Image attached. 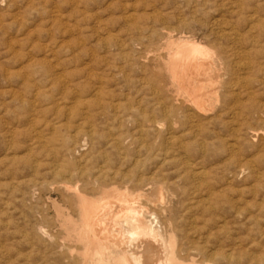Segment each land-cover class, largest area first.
Masks as SVG:
<instances>
[{
  "label": "rangeland",
  "instance_id": "obj_1",
  "mask_svg": "<svg viewBox=\"0 0 264 264\" xmlns=\"http://www.w3.org/2000/svg\"><path fill=\"white\" fill-rule=\"evenodd\" d=\"M181 1L0 0V173H2V176L0 174V264H55V260L58 257L56 241L61 239L60 237L54 239V234L56 235L57 232L59 234L62 230H60L58 226L56 227L57 223L54 217L56 214L53 201L54 199H61V196L54 190L55 181L57 179H55V177L53 178L51 175H47L45 177L46 181L48 184L53 185L51 187L47 185L48 189L44 186V188H42L43 190H38L34 197L27 199L28 201L25 200L22 202L20 199L22 195L20 191L21 186H18L16 183L18 180L14 179L15 182L12 177L21 172L22 175H24L26 171V160L38 161L40 164V172L44 175L47 169L53 164L54 167L60 164L64 167L63 169L68 170V172L75 168L82 167L86 169L89 174L98 173L99 170L103 168L109 179L115 177V181L119 180L117 181L118 184L121 183V179H119L121 177L119 175L116 176L114 171L117 169H129L135 163H138V165L140 164V169L143 166L141 170L145 173L150 174L151 171L155 173L161 172L165 176L168 175L167 177L173 178L187 177L192 172L203 171L205 177H208L206 179L210 181L213 187L217 189L225 188V191L229 194L228 196H230L229 199H231V202L229 201V206L227 207V209L229 208V215L232 214L229 216V219L231 218L230 220L233 221H230L229 224V231L231 232L230 247H235V254L241 257L242 264H264V136L256 137L252 135V131L256 130L257 132L264 133V75L258 68L264 66V0H234L233 2L235 4L231 0ZM245 6H247V9H244L246 8ZM245 11L247 13H245ZM261 11L262 13H260ZM135 12H137V15ZM153 15H155V17L159 15L160 17L167 16L172 24L182 20L186 21L191 24V26H196V33L199 36H202L205 31V33L210 34L211 40H214L215 37L217 38L218 31L220 30L218 26L219 23H222V26L228 27L229 29L233 28V31L240 39L239 41L231 42L225 38H218V41L229 49H233L234 47V50L238 48L239 50L245 51L248 60L252 64V69L248 72L235 71L232 65L230 66L231 72L225 77V81L234 83L236 79L246 77L244 79H246L247 83L249 81V83L246 88H244L245 90H242V92L237 88L233 90L234 92L231 90H221L220 102L218 103L216 101L217 103L215 102L216 105H214L215 113L213 114L212 122H210V119L201 117L198 118V120L196 119L197 124H200L198 127L199 130L182 138V142L186 144L185 147L182 148H180L179 142L169 139L168 133H165V130L168 128L169 122L167 121H169V119H165L161 113L155 116L159 121L163 123L166 122V126L163 127L164 131L161 133L149 129H145L148 131H139L132 123H126V121L123 123L121 122L125 119L116 120L113 119L110 114H103L98 104L100 100L111 101V99H117L124 104L130 103L134 106L141 105L139 107L146 111L164 108V105L161 104L159 100L162 93L160 90L158 91L157 79L153 72V68H155L156 64L151 60L154 58L153 53L149 50V34L147 31L140 33L132 28L133 25L143 27L151 25L152 19L154 18ZM130 16L131 18L128 19ZM138 18L139 21H137ZM130 19L134 20L131 21ZM227 19L230 20L227 21ZM260 19L262 22H260ZM252 21H255V24L257 23L255 29L250 26ZM247 23L248 25H246ZM121 28L123 30H121ZM241 33L242 35H240ZM140 36H143V48L140 47L141 45H137L136 41L133 42L136 37ZM123 42H132L136 44L135 48L133 46L134 44L128 47L129 49H127V52H130L128 60L122 58L120 54L118 55L117 44ZM252 43H254L255 46H253ZM146 45H149L147 46L149 48H146ZM166 51V49L161 50L163 54H165ZM102 54L104 55L102 56ZM131 61L134 62V64H131ZM255 61L257 62L255 63ZM87 65L90 66L89 71L91 72L88 71ZM43 66L45 67L43 68ZM121 69H123V71L125 70L128 74L132 73L128 76L129 82L125 81L124 74L120 72ZM249 74L251 78L254 79L253 81H251L252 79ZM259 74L262 75L259 76ZM241 75L242 77H240ZM111 77L113 79H111ZM101 80H103V86H105V94L102 96L95 95L93 93L94 87H96L98 85L97 82ZM30 90L33 92H29ZM249 90L251 93H247V91L250 92ZM222 92L225 93V96ZM244 93H246V95H242ZM77 94L81 98L77 96ZM17 97L21 99H34L33 97H35L37 99L35 110L22 107L20 99H16ZM82 97L85 99H82ZM97 97L98 101L95 99ZM236 97L238 99H236ZM251 97L255 99H251ZM15 100L19 104L16 103ZM243 101H245V103ZM237 102L239 105L236 104ZM249 102H252V104L249 105ZM242 105L246 106L243 107ZM233 108L237 111L236 115L231 114ZM242 113H244V115ZM89 114H91V116ZM255 114H257L258 117ZM33 117L35 122L32 119ZM78 117L80 119H78ZM90 125H92V127ZM123 125H125V127ZM95 127L97 129H95ZM132 127L134 129L131 131ZM186 127H188V125ZM8 130L10 133H8ZM104 131H106V133ZM34 132H36V134H34ZM201 132L204 133L202 134ZM248 132L250 135H247ZM21 134L23 135L21 136ZM132 134L135 135L131 136ZM97 135H99V137ZM35 136L37 138H35ZM44 137L45 140H43ZM34 138L36 141L35 144H33ZM115 138L119 139L120 144H117L119 147H117V145H112ZM69 139L70 141H68ZM242 140L243 142H241ZM233 141H236L237 147H235L236 152L231 156L228 145L229 143H233ZM70 142L73 144L71 145ZM96 142H98L97 145L101 148L96 146ZM135 142H137V144ZM202 142H206L204 144L206 147H201ZM77 145L79 146L77 147ZM10 146L14 147V150ZM15 146L17 148H15ZM28 148H32L33 152L31 151L32 153H29L27 150ZM166 149L168 151H166ZM141 150H143V153ZM101 151L102 153L100 154ZM117 152L119 154H117ZM26 153L29 154V157H27L28 155ZM104 153L107 156L104 155ZM132 154H134V156ZM148 154H150L151 159L148 157ZM13 155L17 157L14 156L13 158ZM23 158H25L24 161ZM99 158L102 159V161H100ZM119 158L121 159L120 163ZM124 158L127 159L125 160ZM71 160L73 161L72 163ZM107 160L110 161L107 162ZM113 160H115L114 163L116 164L112 162ZM129 160H132L133 163ZM128 161L130 163H128ZM166 165L170 167H166ZM144 166L148 167L145 168ZM67 179H69L68 175ZM211 180H213V182ZM222 180L225 183H223ZM216 181L219 182L217 183ZM228 182H230V184ZM181 184H183V182H181ZM14 185L18 189L20 188L18 192L16 191V187H13ZM62 191L64 193H62L64 198L69 199L70 194L64 190ZM15 201L17 203H15ZM61 203L63 204V201H61ZM217 214L219 218L223 215V211H218ZM43 221H45V223ZM38 224L39 226L42 225L44 229L46 228V230L51 233L50 240H47L48 237H43L42 239L38 234V228H40L37 227ZM212 230L213 233H215L216 241L221 243L223 234L220 233V229L215 227ZM207 234L208 233L204 235L206 236ZM195 240L201 241L200 233L195 235Z\"/></svg>",
  "mask_w": 264,
  "mask_h": 264
},
{
  "label": "bare ground",
  "instance_id": "obj_2",
  "mask_svg": "<svg viewBox=\"0 0 264 264\" xmlns=\"http://www.w3.org/2000/svg\"><path fill=\"white\" fill-rule=\"evenodd\" d=\"M231 1L233 2L234 0H231ZM246 3H247V1H246ZM178 7H180V6H178ZM245 7L246 8H244V9H247V6H245ZM260 7H262V6H260ZM135 8H136V6H135ZM176 9H177V7H176ZM240 9H243V8H240ZM155 10H156V7H155ZM126 12H128V11H126ZM144 12H142V13H144ZM158 12L160 13L159 10H158ZM230 12H231V10H230ZM135 13L137 15V12H135ZM232 13H231V15H232ZM239 13H237V14H239ZM245 13H247V12L245 11ZM260 13H262V11ZM138 15H139V13H138ZM150 15H152V14H150ZM183 15H185V14H183ZM153 16H154V18L152 19L151 25H149L147 27L138 26V25L134 26L133 25L132 28H134L135 31H138L140 33L147 31L149 34L148 37L150 38V46L146 45V48L150 47L149 50H150V52L153 53L154 59H151V58L150 59L153 60V62L156 64L155 68H153V70H154L153 72H154L155 77L157 79L158 91L160 90L162 93V95H160V93H159L160 98L159 97H157V98H159L160 103L164 105L163 106L164 108L154 109L153 111H146L145 109H142L141 107H139L141 105L134 106V105H131L130 103L124 104V103H121L117 99H111V101H106V100L101 101L99 99L100 102H98V104L100 105L99 107L101 108L103 114H108V115L110 114V116L116 120L125 119V120H122L121 122L123 123L124 121H126V123H128V122L132 123L133 126L136 129H138L139 131L140 130L144 131L145 129L158 131V133H161L162 131H164L163 127L166 126L165 125L166 122L163 123L162 121H159L157 119V117L155 116L156 114L161 113L165 119H169V121H167V122H169L168 128L165 130L166 131L165 133H168L169 139H173V140H176L177 142H179L180 148H182V147H185V145H186V144H184V142H182V138H184V136H186V135H190L192 132H194L196 130H199L198 127L200 124H197L196 119L198 120V118L201 117L204 119H210V122H212L213 114L215 113L214 112L215 111L214 105H216L215 104L216 101L218 103L220 102L219 100H220L221 90L222 91L223 90L224 91L225 90L233 91L236 88L240 89V92H242V90H245L244 88H246L249 81L247 83L246 79H244L246 77H244V78L242 77V75L244 73L240 76L242 78L236 79V81L234 83H230V82L225 81V77L228 76V74L231 72L230 66L232 65V67L235 71L248 72L249 70L252 69V64L248 60V57L246 56L245 51H243L241 49L239 50L238 48L236 50H234V47H233V49H229L228 47H226L225 45H223L222 43H220L218 41L219 40L218 38H225L226 40L231 41V42L232 41L233 42L239 41L240 39L238 38L237 34L233 31V28L229 29L228 27L222 26L223 25L222 23H219L218 26H219L220 30L218 31L217 38L215 37L214 40H211L210 34L205 33L206 32L205 30H204L205 31L204 34L202 36H199L196 33V28H195L196 26H194V25L191 26V24L187 23L186 21L182 20V21H179L177 23L174 22L172 24L170 22V19L167 18V16H164V17H160V15L156 16V17H155V15H153ZM247 16H249V15H247ZM129 18H131V16L128 17V19ZM220 18H221V16H220ZM126 19H127V16H126ZM133 20H131V21H133ZM229 20L227 19V21H229ZM137 21H139V18ZM219 21H220V19H219ZM200 22H201V20H200ZM260 22H262L261 19H260ZM126 23H127V21H126ZM223 23H225V22H223ZM136 24H137V22H136ZM256 24H255V21H252V24L250 26L255 29ZM130 25H132V24H130ZM201 25H202V23H201ZM246 25H248V23ZM127 29H128V27H127ZM121 30H123V29L121 28ZM147 32H145V33H147ZM236 32H237V29H236ZM128 33H130V32H128ZM211 35H213V34H211ZM240 35H242V33ZM135 41H136L137 45H141L140 47H142L144 45L143 36L136 37L135 40H133V42H135ZM147 41H148V39H147ZM263 41H264V39H263ZM256 43H258V42H256ZM133 44L134 43H132V42H130V43L129 42H123V43L117 44L118 55L120 54L122 58H125L128 60V57L130 56V52H127V49H129L128 47L132 46ZM136 44L133 45L134 48H135ZM230 44H232V43H230ZM252 45L255 46L254 43H252ZM147 46H149V47H147ZM240 48H242V47H240ZM131 49H132V47H131ZM164 49L167 50L165 54H163L161 52V50H164ZM105 50H107V49H105ZM255 50H257V49H255ZM93 53H95V52H93ZM144 53H143V55H144ZM250 54H251V50H250ZM103 55L104 54H102V56ZM94 57H95V55H94ZM146 57H147V55H146ZM146 57H144V58H146ZM119 59H120V57H119ZM143 60H146V59H143ZM94 61H95V59H94ZM256 62L257 61H255V63ZM31 63H32V60H31ZM121 63H123V62H121ZM131 64H134V62L131 61ZM256 65H254V66H256ZM44 67L45 66H43V68ZM89 67L90 66H88V71H89ZM258 68H259V71L263 72V75H264V66H260ZM122 71H123V69H121L120 72L122 74H124L125 81L129 82L128 76L130 73L129 74L126 73L125 70L123 72ZM89 72H91V71H89ZM94 72H95V70H94ZM91 75H89V76H91ZM261 75L259 74V76H261ZM245 76H247V75H245ZM10 77H12V76H10ZM250 78H251V75H250ZM263 78H264V76H263ZM111 79H113V78L111 77ZM255 79H257V78H255ZM253 80L254 79H252L251 81H253ZM102 81L103 80L98 81L97 82L98 85L96 87H94L93 93L95 95L102 96L103 94H105L104 93V87L105 86H103L104 83ZM230 81H232V80H230ZM147 82H148V80H147ZM33 87H35V86H33ZM65 87H66V85H65ZM29 92L32 93L33 91L30 90ZM222 93L225 96V93L224 92H222ZM247 93H251V91L250 92L247 91ZM36 94H37V92H36ZM232 94H234V93H232ZM242 95H246V93H244ZM77 96H79V95L77 94ZM257 96H258V94H257ZM35 97H33L34 99H24V98L21 99L18 97L16 99H20V104L22 107H25L26 109H29V110H33L36 107V103H37V99ZM237 97H238V95H237ZM237 97H236V99L239 98V97L238 98ZM83 98L84 97H82V99ZM253 98L251 97V99H253ZM95 99L97 100L98 97ZM82 101H84V100H82ZM86 101H88V100H86ZM15 102H16V100H15ZM140 102H141V100H140ZM238 102L236 104H238ZM243 102L245 103V101H243ZM252 102H253V100H252ZM252 102H249V105L252 104ZM256 102H258V101H256ZM16 103H18V102H16ZM222 103H223V101H222ZM241 103H242V101H241ZM234 106H236V105H234ZM245 106L246 105H244L243 107H245ZM235 108H233L231 110V114H234V115L237 114V111H235ZM240 108H242V107H240ZM242 110H244V109H242ZM248 110H250V109H248ZM245 111H247V110H245ZM238 112H239V110H238ZM242 114L244 115V113H242ZM86 115H88V114H86ZM89 115L91 116V114H89ZM255 115H257V114H255ZM99 116H102V115H99ZM99 116H98V118H99ZM111 117H109V118H111ZM242 117H241V119H242ZM257 117H258V115H257ZM32 119L34 121V117ZM78 119H80V118L78 117ZM94 121H96V120H94ZM122 123H120V124H122ZM187 125H188V127H186ZM223 125H225V124H223ZM238 125H240V124H238ZM33 126H34V123H33ZM90 126L92 127V125H90ZM111 126H112V124H111ZM123 126L125 127V125H123ZM127 127H129V126H127ZM80 128H81V126H80ZM101 128H103V127H101ZM35 129H37V128H35ZM95 129H97V128L95 127ZM133 129L134 128L132 127L131 131ZM201 129H200V131H201ZM204 130H205V128H204ZM240 130H242V129H240ZM145 131H148V130H145ZM250 131H251V129H250ZM38 132H39V130H38ZM83 132H84V130H83ZM104 132L106 133V131H104ZM8 133H10L9 130H8ZM29 133H30V130H29ZM133 133H135V132H133ZM239 133H236V134H239ZM34 134H36V132H34ZM22 135L23 134H21V136ZM31 135H33V134H31ZM78 135H79V133H78ZM90 135H92V134H90ZM110 135H111V132H110ZM133 135H135V134H132L131 136H133ZM247 135H250L249 132ZM252 135H255L256 137L257 136L262 137V136H264V133L257 132V130H256V131H252ZM28 136H30V135H28ZM97 136L99 137V135H97ZM102 137H104V136H102ZM129 137H130V135H129ZM35 138H37V137L35 136ZM35 138H34L33 144L36 143ZM116 138H117V136H116ZM116 138H115V141L112 142V145H117L119 143V139H116ZM122 138H123V136H122ZM209 138H211V137H209ZM43 140H45V137ZM173 140H172V142H173ZM236 140H238V139H236ZM68 141H70V139ZM143 141H144V139H143ZM241 142H243V140ZM90 143H91V141H90ZM97 143L98 142H96V146H98ZM104 143H105V141H104ZM131 143H128V144H131ZM135 143L137 144V142H135ZM205 143L206 142H204V143L202 142L201 147L202 146L206 147V146H204ZM70 144L72 145L73 143L70 142ZM87 144H88V141H87ZM236 144H237L236 141H233V143H229V145H228L229 152L231 153V156L234 152H236L235 151V147H237ZM79 145H77V147ZM216 145H218V144H216ZM104 146H106V145H104ZM165 146H166V144H165ZM77 147H76V149H77ZM87 147H88V145H87ZM98 147H100V146H98ZM98 147H97V150H98ZM117 147H119V146L117 145ZM11 148H13V150H14V147H11ZM15 148H17V147L15 146ZM155 149H156V147H155ZM27 150L30 153L32 151V148H28ZM117 150H119V149H117ZM92 151H93V149H92ZM132 151H133V149H132ZM141 151L143 153V150H141ZM166 151H168V150L166 149ZM144 152H145V150H144ZM101 153H102V151L100 152V154ZM153 153H154V151H153ZM117 154H119V153L117 152ZM27 155H28L27 157H29V154H27ZM99 155H97V156H99ZM104 155H106V154L104 153ZM132 155L134 156V154H132ZM135 155H136V153H135ZM148 155H149L148 157H150V154H148ZM14 156H16V155H13V158H14ZM114 157H115V155H114ZM124 157H126V156H124ZM25 158H23V161ZM4 159H6V158H4ZM21 159H22V156H21ZM128 159H129V157H128ZM150 159H151V157H150ZM9 160H10V158H9ZM154 160H155V158H154ZM26 161H27L25 164L26 171H25L24 175H22V172H21V173H18L16 176L12 177L13 180L14 179L18 180L17 182L15 180L14 181L18 184V186H21V189L20 188L19 189L22 192V195L20 194L21 195L20 199L22 202H24L27 199L34 197L37 194V191L38 190L40 191L42 188H44V186L47 188V185L49 187H51L53 185V184H48V182L46 181L45 177L47 175H51L53 178L55 177V179H57L55 181L54 190L57 191L58 195L61 196L60 197L61 199L60 200L54 199V201H53V203H54L53 206H54L55 214H56L54 217H55L56 223H57L56 227L58 226L60 228V230H62V232H59V234L57 232L56 235L54 234V239H58V237H60V239H61V240L58 239L56 241V243H57L56 248H57L58 257L55 260V264H242L241 263V257L239 255L236 256V254H235V247L234 246L230 247L231 246V237H230L231 232L229 231V229H230L229 224H230V221H232V220H230L231 218L229 219V216L232 214L229 215V210H228L229 208L227 209V207L229 206V201L231 200V199H229L230 196H228L229 194H227V191H225L226 190L225 188L217 189V188L213 187L212 184L210 183V181H208L206 179L208 177H205V173L203 171L192 172L190 175H188V176L186 175L187 177L173 178V177H167L168 175L165 176L161 172L155 173V172L151 171L150 174L145 173L141 170L143 166L140 169V164L138 165V163H135L134 165L131 164L132 166L129 169H126V170L117 169L114 171V174L116 176L119 175L121 177V178H119V179H121V183L118 184L117 181H119V180L115 181L114 180L115 177L109 179L108 175H106V173H105V169H103V168H101L99 170V172L95 173V174H89L88 171L82 167L75 168V169L68 172V170L63 169L64 167H62L58 163L62 168L59 165L58 166L56 165L54 167V164H53L47 169V171L44 175L43 173L40 172V169H39L40 164L38 161L37 162L33 161V160L32 161L26 160ZM100 161H102V159H100ZM108 161H110V160H107V162ZM120 161H121V159L119 160V163H120ZM129 161H132V160H129ZM129 161H128V163H130ZM185 161H187V160H185ZM72 162L73 161L71 160V163ZM92 162H96V161H92ZM112 162L114 163L115 160H113ZM77 163H78V161H77ZM124 163H127V162H124ZM132 163H133V161H132ZM156 163H154V164H156ZM114 164H116V163H114ZM184 164H186V163H184ZM191 164H192V162H191ZM195 164H197V163H195ZM144 167L146 168L148 166H144ZM166 167H170V166L166 165ZM189 167H191V166H189ZM199 168H201V167H199ZM8 170H10V169H8ZM41 170H45V169H41ZM191 170H193V169H191ZM0 174L2 176V173H0ZM170 174H171V172H170ZM67 175H68L69 179H67ZM180 181L183 182V184H181ZM211 181L213 182V180H211ZM12 183H13V181H12ZM223 183H225V182L223 181ZM228 183L230 184V182H228ZM15 185L13 187L17 186V185L15 186ZM17 187H16V191L18 192L19 189ZM62 190L66 191L67 193L70 194L69 199L64 198V196H63L64 193ZM54 193H56V192H54ZM65 197H68V196H65ZM33 201H34V198H33ZM61 201H63V204L61 203ZM42 202H44V201H42ZM15 203H17V202L15 201ZM218 211H223V215L219 218L217 217ZM47 212H48V210H47ZM19 218H18V220H19ZM32 218H30V219H32ZM39 218H40V216H39ZM47 220H49V219H47ZM43 222L45 223V221H43ZM37 227H40V228H38V234L42 237V239H43V237H48L47 238V240H48L51 237V235H50L51 233H49L46 230V228L44 229L42 225L39 226V224H38ZM215 227L219 228L220 233L223 234V240L221 241V243L216 241L215 233H213V230H212ZM34 228H35V226H34ZM32 233H33V231H32ZM36 233H37V231H36ZM199 233L201 235V241L195 240V235L199 234ZM206 233H208V234L205 236L204 234H206ZM26 235H27V233H26ZM32 235H34V234H32ZM214 243H220V244H214Z\"/></svg>",
  "mask_w": 264,
  "mask_h": 264
}]
</instances>
